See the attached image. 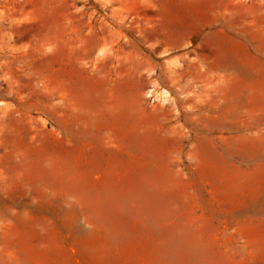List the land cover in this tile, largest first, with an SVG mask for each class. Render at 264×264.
Here are the masks:
<instances>
[{
  "label": "rangeland",
  "instance_id": "rangeland-1",
  "mask_svg": "<svg viewBox=\"0 0 264 264\" xmlns=\"http://www.w3.org/2000/svg\"><path fill=\"white\" fill-rule=\"evenodd\" d=\"M0 264H264V0H0Z\"/></svg>",
  "mask_w": 264,
  "mask_h": 264
}]
</instances>
